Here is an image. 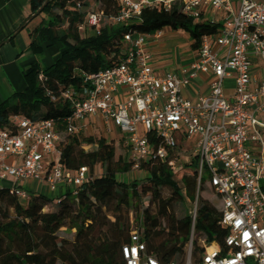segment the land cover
<instances>
[{
    "label": "built area",
    "instance_id": "1",
    "mask_svg": "<svg viewBox=\"0 0 264 264\" xmlns=\"http://www.w3.org/2000/svg\"><path fill=\"white\" fill-rule=\"evenodd\" d=\"M116 1L119 10L110 23L127 28L154 7L165 13L180 8L197 22L225 17L218 33L204 36L193 59L176 71L153 66L148 36L125 33L118 61L83 73L80 88L65 93L71 112L62 121L64 133L81 137L95 125L124 139L133 171L151 159L167 163L178 179L208 180L221 203L219 225L228 233L222 241L201 240L196 257L190 244L182 264H264V0ZM103 21V12L84 17L94 35ZM201 76L209 93L187 98L185 89ZM64 142L54 119L11 115L9 126L0 128V189L26 203L30 182L65 194L93 181L88 167L63 165ZM178 149L183 153L175 155ZM184 157L194 165L182 166ZM130 222V242L121 248L124 264H163L147 253L138 215L131 213Z\"/></svg>",
    "mask_w": 264,
    "mask_h": 264
},
{
    "label": "trees",
    "instance_id": "2",
    "mask_svg": "<svg viewBox=\"0 0 264 264\" xmlns=\"http://www.w3.org/2000/svg\"><path fill=\"white\" fill-rule=\"evenodd\" d=\"M45 2L30 0L31 21L41 18L36 32L48 47H58L59 55L51 65L34 62L23 71L25 89L0 103V128L9 126L13 114L54 119L65 137L63 165L93 171L100 164L103 173L55 199L32 193L23 203L7 189H0V264H124L121 248L130 242V214L135 204L141 207L137 215L147 253L163 264H182L190 244L196 257L201 240L222 241L228 233L219 225L222 211L202 195L210 186L207 179L198 182L189 175L178 179L167 163L150 159L140 167L148 177L126 184L119 180L130 168L125 154L106 155V138L65 134L62 122L71 112V100L65 93L80 88L83 73L115 64L122 55L125 33L182 32L196 51L201 39L218 33L222 24L197 22L180 8L165 13L154 7L144 13L141 23L127 28L110 23L119 10L116 0H49L44 6ZM90 12H103L104 21L98 35L82 38L80 25ZM25 27L26 23L20 28ZM182 153L178 149L174 154ZM49 205L55 213L44 218ZM65 232L76 239L62 236Z\"/></svg>",
    "mask_w": 264,
    "mask_h": 264
},
{
    "label": "crops",
    "instance_id": "3",
    "mask_svg": "<svg viewBox=\"0 0 264 264\" xmlns=\"http://www.w3.org/2000/svg\"><path fill=\"white\" fill-rule=\"evenodd\" d=\"M30 16V0H0V103L25 89L23 71L32 63L39 62V58L46 55V62L50 60L53 63L59 55V48L48 47L36 32L41 18L27 22ZM224 17L225 13H219L217 23L222 24ZM25 23L26 27L21 29ZM189 45L187 34L170 29L163 30L158 37L148 36L146 41V47L153 55V66L161 71H176L181 65L190 62L194 54ZM163 51H172L174 54L169 60L160 61L158 57ZM208 93L209 84L205 76L194 80L184 91V95L192 100ZM25 187L31 193H42L54 199L64 193L63 188L52 193L48 190L45 192L44 185L31 182Z\"/></svg>",
    "mask_w": 264,
    "mask_h": 264
},
{
    "label": "rangeland",
    "instance_id": "4",
    "mask_svg": "<svg viewBox=\"0 0 264 264\" xmlns=\"http://www.w3.org/2000/svg\"><path fill=\"white\" fill-rule=\"evenodd\" d=\"M233 5H234V7L236 6L235 1H233ZM219 21H220V19H219ZM80 35L82 38H88V37L94 35L93 30L90 27H87L85 25L84 20H83V23L80 25ZM190 44H191V41H190ZM189 47H190V45H189ZM190 50H191V48H190ZM173 54H174V52H172V51H163L162 53H160L158 58L160 61H167L172 57ZM45 57H47V55L43 56V57L41 56L39 58V62L42 64H51L52 61L49 60L48 61L49 63H47L45 60ZM227 87L232 88L233 82L228 81ZM84 137H93L95 139H98L101 137L106 138V140H107L106 155H108V156H112L114 154L116 155L119 153H123L126 155V159H127L128 164L130 165V168H129L127 173L119 176V180L121 182H124L126 184H130V183H133L134 181L142 180V179L148 177V174L142 170H139V171H133L132 170L129 152L124 146V139L121 138L120 136L115 135V134L107 135L100 127H95V125H92V128L87 133H85L84 135L81 136V138H84ZM193 161H194L193 158H185L184 157L183 159H181L180 164L182 166H185L186 163H191ZM93 172L95 174V179H99L103 173L102 166L100 164L96 165L93 169ZM44 191L48 192L45 187H44ZM202 195L204 198L209 200L212 204H214L215 206H217L218 208L221 209V203L218 200L216 194L214 193L213 189L210 186L207 187V190H205ZM187 203H188V201H187ZM140 208L141 207L139 206V204H135V206L133 208V212L135 213V215L137 214V212ZM54 213H55V210L53 209V207L51 205H49L48 208L44 211L43 217L44 218H50L54 215ZM61 235L70 239V240L76 239L73 233L70 234V233L65 232V233H61Z\"/></svg>",
    "mask_w": 264,
    "mask_h": 264
},
{
    "label": "water",
    "instance_id": "5",
    "mask_svg": "<svg viewBox=\"0 0 264 264\" xmlns=\"http://www.w3.org/2000/svg\"><path fill=\"white\" fill-rule=\"evenodd\" d=\"M48 1H49V0H46V2L44 3V6L48 3ZM33 17H34V16H31V17L27 20V22L30 21Z\"/></svg>",
    "mask_w": 264,
    "mask_h": 264
}]
</instances>
